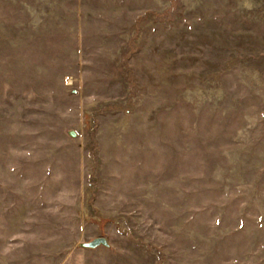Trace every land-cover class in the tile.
I'll list each match as a JSON object with an SVG mask.
<instances>
[{"label": "rangeland", "instance_id": "rangeland-1", "mask_svg": "<svg viewBox=\"0 0 264 264\" xmlns=\"http://www.w3.org/2000/svg\"><path fill=\"white\" fill-rule=\"evenodd\" d=\"M0 264H264V0H0Z\"/></svg>", "mask_w": 264, "mask_h": 264}, {"label": "water", "instance_id": "water-1", "mask_svg": "<svg viewBox=\"0 0 264 264\" xmlns=\"http://www.w3.org/2000/svg\"><path fill=\"white\" fill-rule=\"evenodd\" d=\"M100 243L107 244V239L104 236H97L89 241L84 242V245L85 246H96Z\"/></svg>", "mask_w": 264, "mask_h": 264}]
</instances>
